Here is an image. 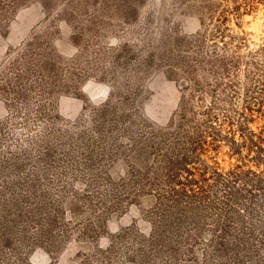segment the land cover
I'll return each instance as SVG.
<instances>
[{
	"label": "rangeland",
	"instance_id": "rangeland-1",
	"mask_svg": "<svg viewBox=\"0 0 264 264\" xmlns=\"http://www.w3.org/2000/svg\"><path fill=\"white\" fill-rule=\"evenodd\" d=\"M251 133L264 0H0V264H264Z\"/></svg>",
	"mask_w": 264,
	"mask_h": 264
},
{
	"label": "trees",
	"instance_id": "trees-1",
	"mask_svg": "<svg viewBox=\"0 0 264 264\" xmlns=\"http://www.w3.org/2000/svg\"><path fill=\"white\" fill-rule=\"evenodd\" d=\"M209 124H207V129L209 128L212 129L214 131V133H208L211 135H214L213 137L218 138L221 137L220 136V127H216V125H213V123L208 122ZM209 125V126H208ZM191 136V135H189ZM184 137V143L186 144V146H190L193 148L192 151H194V155L190 153V151H188L187 149H185L184 151H177V154H174L171 152L170 155H166L165 157V176H167V178L169 180H173L175 179L178 174H180V172L182 170H184L187 175L191 176V174L194 172V169H189L187 168V162H192V160L196 161L198 160V156L199 153L197 152H201L203 151V147L205 145H207V140L206 138L203 136V134H194L191 137ZM250 138L247 139L246 136H244L245 141H247L250 146L252 148H254V146H256V150H258V155L260 156L259 158L261 162L262 158L264 159V149L260 146L259 141L262 142L263 138L261 136V134H253L251 133ZM228 138V137H226ZM256 139V140H255ZM234 143V142H233ZM245 144V143H244ZM255 144V145H254ZM197 151V152H196ZM236 170V171H235ZM240 171V167L237 166L234 168V171H228L226 173L220 172L218 170H216V168H214L213 170L211 169V172L217 176V177H223L226 181H232V185H234L236 183V181H239L241 177H244V174L239 172ZM248 173H252V172H247L245 174ZM193 182V181H192ZM228 183V182H227ZM246 186L248 185L247 183H245ZM245 186V185H244ZM183 192H186L185 190H183Z\"/></svg>",
	"mask_w": 264,
	"mask_h": 264
}]
</instances>
